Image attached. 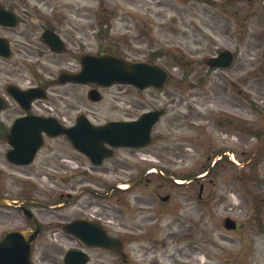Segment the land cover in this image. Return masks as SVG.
Returning <instances> with one entry per match:
<instances>
[{"label": "rangeland", "instance_id": "rangeland-1", "mask_svg": "<svg viewBox=\"0 0 264 264\" xmlns=\"http://www.w3.org/2000/svg\"><path fill=\"white\" fill-rule=\"evenodd\" d=\"M67 1L64 0L65 3ZM158 1L161 3L159 16L153 9ZM73 2L74 5L52 2L57 10L54 16L62 21L63 32L73 34L71 39L88 42L93 50L101 48L95 31L104 21L105 9L118 7L119 14L114 17L117 18V32L134 36L140 30L148 34V38L142 37L137 40L138 45H134L141 50L138 55L150 57L154 52L155 58L158 50L165 48L182 52L179 60L171 54L158 60L173 75L169 97L176 101V110L184 113V108H189L187 112L192 119V123L186 119L183 121L181 155H174V151L167 157L171 162L179 160L173 167L175 171L182 169L178 176L203 172L209 162L213 164L212 157L205 167L208 155L222 148L233 151L232 158L240 164L220 165L216 174L212 173L201 181L204 196L208 198L204 203L197 201L198 189L195 191L191 186L172 187L166 191L173 193V201L165 209L151 204L146 209V219L125 214L122 225L130 232H136L138 236L141 234L138 231L142 229L136 226H145L141 234L143 238L136 241L129 236L127 250L130 260L127 263L264 264V0ZM39 5L45 12L51 10L47 1ZM127 11L131 12V18L127 16ZM128 24L131 30L127 28ZM5 33L0 29V34ZM130 41V44L135 42ZM223 49L236 54V62L230 69L210 70L203 59ZM251 69L255 71L250 72ZM7 70L16 72L18 77L30 83L31 74L24 68L0 60V87L15 80L5 76ZM69 89V101L74 110L91 111L96 123L122 116L116 109L117 103L136 97L134 92H130L121 98L118 88L107 89L102 103L90 105L82 96L83 88ZM187 97L189 100L186 103ZM79 98L82 102L76 101ZM250 100L255 108L249 104ZM61 106L64 107L63 104ZM74 110L70 115H74ZM67 112L61 109L60 114L66 115ZM218 113L224 116L214 122L212 118ZM227 116L235 120L233 125L226 123ZM199 119L208 122L201 124L205 129L196 127ZM251 130L259 135H251ZM131 200L128 198L126 202L131 203ZM260 203L262 209L258 211ZM227 216L240 221L243 229L235 234L224 232L223 220ZM152 232L153 238L150 236ZM143 248L146 256L141 253ZM101 256L104 264H119L118 259L116 261L110 254L103 253ZM148 256L151 258L142 261L141 258Z\"/></svg>", "mask_w": 264, "mask_h": 264}, {"label": "flooded vegetation", "instance_id": "flooded-vegetation-1", "mask_svg": "<svg viewBox=\"0 0 264 264\" xmlns=\"http://www.w3.org/2000/svg\"><path fill=\"white\" fill-rule=\"evenodd\" d=\"M8 2V6L12 7V0H8ZM126 26L131 28L130 24ZM12 31L15 34L19 33L15 29ZM35 34H37V30L34 27L20 32L21 36L28 35L30 38H33ZM64 37L68 40L70 34L65 33ZM11 42L16 45L18 50H21L14 39L13 41L11 39ZM30 45L24 53L27 56L32 54L40 57L41 50H34L32 42ZM65 52L69 53L68 48ZM11 72L8 70L7 75L13 77ZM35 85L37 84L22 86V88L27 90L36 87ZM115 88L119 89L121 97H123L126 88L130 87L118 86ZM89 89L91 88L86 87L82 96L87 97ZM57 93L61 98H71V93L67 89ZM135 93L137 95L135 100L119 103L121 106L128 104L133 108V113L121 111L123 115L127 114L129 117L118 120H134L146 112L160 109L154 103L157 93L155 89L148 91L136 89ZM163 93L169 94L168 91ZM76 101H81V98ZM49 104H55V102L42 100L17 102L10 99L6 108L0 111V198H7L19 203L17 206H0V241L7 232L12 230H31L33 232L38 230L33 241L32 259L34 264H58L66 251L70 249L84 251L90 255V264L93 259L95 260L94 264H100L103 259L101 254L110 251L85 244L75 234H68L64 227L77 221H82L80 223L82 227L87 223H95L98 225L99 231H105L107 235L119 238L123 248H126L124 236L116 233L110 224L111 221L117 223L121 221L120 217L123 211L116 207L120 206L125 198L119 194L134 193L135 214L141 215L146 211L144 209L146 206L156 203L157 199L160 200L161 196L157 192V187L168 186L169 182L166 179L168 167L162 163L166 162V159H162L160 165L149 160L154 159L153 156L169 154L170 147L167 148V139H170V132H153L151 143L142 149H113V156L106 159L101 166H95L87 159L86 163H89L90 170L78 172L72 169V165L76 164L73 158L77 152L65 136H50L44 131L40 133L42 127L35 122L25 123L19 127L28 128L27 132H12L13 125L18 119L29 116L52 117L66 127L75 124L76 117L74 119L64 117L58 109L51 112L47 108ZM169 105H163L164 115L162 118L172 115L168 109ZM66 109L71 111L75 108L72 104H68ZM180 117L173 115L167 119L170 131L172 129L170 125ZM62 118L67 122L63 123L60 120ZM37 137L41 139V147L34 159L28 162V156L36 146ZM66 146H70L71 150ZM121 151L130 153V156L121 159L118 157ZM144 158L148 160L144 161ZM110 160L113 162V166L108 167L106 163ZM156 167L160 171L157 175L152 170ZM100 174L114 175L121 180L109 183L102 181V178L99 177ZM45 175L47 177L44 180ZM160 179L164 182H159ZM45 183L53 187L55 191L46 193L43 189ZM123 183L133 184V187L129 191H122L119 186ZM92 187L96 190H92ZM100 199L110 200L114 206L104 204ZM170 201L171 199L163 205ZM52 205L57 206V209L51 210L49 207ZM49 236L59 244L49 243L47 238Z\"/></svg>", "mask_w": 264, "mask_h": 264}, {"label": "water", "instance_id": "water-1", "mask_svg": "<svg viewBox=\"0 0 264 264\" xmlns=\"http://www.w3.org/2000/svg\"><path fill=\"white\" fill-rule=\"evenodd\" d=\"M222 58L221 62L224 66L229 65L231 61V56L228 52H224L220 56ZM214 64V63H212ZM85 72L82 74V77H86L89 81H97L99 83H103L105 85H112L114 83H126V84H135L139 86H147V85H159L161 84L166 76L156 71H142L137 67H133L134 65H129L123 60L112 59L110 57L105 58H90L86 61ZM128 69L130 71H128ZM81 76L75 77L72 79L79 80ZM147 117H143L139 122L135 123H113L100 128H93L91 130L92 133H95V137H89L92 143L97 141H109L111 143H115L118 145H126V146H139L144 144V137L150 131L152 124L155 122L146 123ZM146 123V124H145ZM146 126L147 129L143 130L140 136V128ZM139 130V131H138ZM88 131V130H87ZM90 131V130H89ZM146 131V132H145ZM107 132H116L120 135L116 138H101L100 135ZM146 134V135H145ZM75 141V140H74ZM80 139H76V142H79ZM94 149H97L95 145H93ZM23 263L22 264H30L26 252H23Z\"/></svg>", "mask_w": 264, "mask_h": 264}, {"label": "bare ground", "instance_id": "bare-ground-1", "mask_svg": "<svg viewBox=\"0 0 264 264\" xmlns=\"http://www.w3.org/2000/svg\"><path fill=\"white\" fill-rule=\"evenodd\" d=\"M159 4H160L159 2H156V5H157V6H159Z\"/></svg>", "mask_w": 264, "mask_h": 264}]
</instances>
